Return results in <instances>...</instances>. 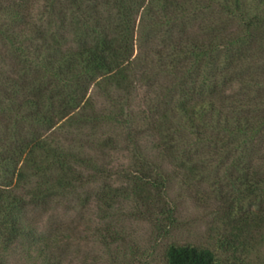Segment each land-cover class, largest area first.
Listing matches in <instances>:
<instances>
[{
  "label": "trees",
  "instance_id": "1",
  "mask_svg": "<svg viewBox=\"0 0 264 264\" xmlns=\"http://www.w3.org/2000/svg\"><path fill=\"white\" fill-rule=\"evenodd\" d=\"M193 6L0 0V264L32 252L56 264L58 237L38 233L31 214L90 185H99L94 200L105 209L126 200L168 207L171 180L157 158L135 152L119 174L128 186L116 187L104 161L113 140L98 142L94 156L60 145L59 130H95L106 119L94 87L126 97L145 87L158 158L196 180L207 170L201 162L217 161L230 183L223 207H264V78L233 74L247 59L237 39L189 31ZM251 223H264V212L239 221L240 232ZM167 263L219 264L213 251L191 245L170 246Z\"/></svg>",
  "mask_w": 264,
  "mask_h": 264
},
{
  "label": "rangeland",
  "instance_id": "2",
  "mask_svg": "<svg viewBox=\"0 0 264 264\" xmlns=\"http://www.w3.org/2000/svg\"><path fill=\"white\" fill-rule=\"evenodd\" d=\"M192 1L189 31L197 36L207 32L237 39L247 59L233 74L264 78L263 0ZM196 1L201 10L196 8ZM139 36L137 33L140 49ZM136 88L126 97L94 87L91 97L99 114L106 117L103 124L80 132L61 129L58 140L64 148L86 156L98 153V142L113 140V150L105 152L104 161L116 187L128 186L119 174L133 166L135 152L139 150L147 159L157 158L155 162L171 180L168 207H139L134 200H126L105 209L94 200L99 185L79 189L31 214L38 233L58 237L50 260L57 259L56 264H168L170 246L191 245L213 251L219 264H264V223H251L241 232L238 224L248 217L256 219L264 207H223L220 193H226L230 183L225 168L217 161L201 162L207 170L196 180L177 164L159 159L160 137L152 130L149 113L148 99L152 96L148 97L145 87L138 84ZM119 100H124V115L115 107ZM116 115L120 116L119 122H115ZM132 139L134 146L129 143ZM232 163H228V169ZM29 255L16 254L10 264H47L33 252Z\"/></svg>",
  "mask_w": 264,
  "mask_h": 264
}]
</instances>
